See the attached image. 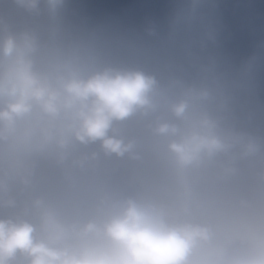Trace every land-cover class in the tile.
<instances>
[{
  "label": "clouds",
  "instance_id": "9594fccd",
  "mask_svg": "<svg viewBox=\"0 0 264 264\" xmlns=\"http://www.w3.org/2000/svg\"><path fill=\"white\" fill-rule=\"evenodd\" d=\"M8 4L28 22L14 28L0 11V209H9L0 215V264H264V197L239 201L243 224L215 250L212 228L191 219L204 204L202 184L245 167L264 182V135L235 112L252 62L207 58L161 76L102 56L95 34L69 17L70 0ZM196 11L187 0L173 26ZM89 144L96 148L73 156ZM52 157L86 178L17 208L11 187H28L36 162ZM101 157L157 161L174 187L158 196L125 170L102 168Z\"/></svg>",
  "mask_w": 264,
  "mask_h": 264
},
{
  "label": "flooded vegetation",
  "instance_id": "af4514ba",
  "mask_svg": "<svg viewBox=\"0 0 264 264\" xmlns=\"http://www.w3.org/2000/svg\"><path fill=\"white\" fill-rule=\"evenodd\" d=\"M85 1L87 0H70L68 15L86 29H92L96 37V46L102 56L114 61L133 62L144 68L146 64H151L153 67L156 65V36L153 38V36L149 34H147V37L146 34L138 33L137 31L143 28L141 26L134 25L125 27L119 24L122 22L120 18H106L108 26L99 27L96 24L103 20L101 18L94 19L90 13L84 10L83 4ZM1 2L2 0H0V7ZM193 2L198 5V8L195 15L187 19L188 23L197 20L203 22L210 19L213 21V27L207 38L200 44L188 46L176 43L177 48L175 50L172 48L173 52H181L201 45L211 36L213 30L219 25L217 13L213 8L214 0H193ZM125 4L139 5L144 8L154 21L153 27H156L157 21L160 24L162 33L169 37L172 47L174 41L170 35H175V30L177 29L172 24V13L176 10L174 2H171L168 6L165 5L166 3L160 4V2L156 0H127ZM256 9L258 14L259 8ZM8 16L12 25L22 24L25 14L19 17L14 12L8 14ZM132 19L134 23L141 20V18ZM256 28L257 24H255V29ZM248 58L251 59L253 57L250 55ZM248 58L246 60H248ZM129 128L132 132L138 131V127L135 124L129 125ZM95 148V144L77 146L73 151V156H78L81 153L87 154ZM109 159L110 158L101 157L100 166L107 169L105 164ZM136 162L140 163V167L138 169L136 168V170L131 167L130 171L131 173L136 172L141 175V178L139 177L138 179V184H142L158 196L171 193L174 187V178L164 177L159 175V173L158 177L156 176V171L159 172L160 170L159 162ZM88 163H90V161L86 160L85 165ZM85 178V174L81 173L78 168L70 167L68 162L60 164L54 157L40 159L36 162L31 177V184L23 189H21L19 185H13L9 194L15 196L19 193L29 200L30 198L40 195L46 196L52 191L65 190L68 187L70 179H75L80 182ZM232 178L233 180H231L230 183L222 182L217 189L210 191L213 193L200 196L204 204L191 217L193 222L207 223L212 228L214 236L216 237V242L212 250H215L219 247L220 243L235 234L243 224L241 210L238 207L239 201L242 198H248L258 204L260 199L264 197V182H261L258 176H249L248 178L236 176ZM243 180H248V183H246L244 187H242L241 183ZM132 182H135V179L132 178ZM222 191L223 194L221 193ZM233 195L234 197L231 199ZM82 202V196H74L71 199L72 210L78 212ZM206 254L207 253H205V255Z\"/></svg>",
  "mask_w": 264,
  "mask_h": 264
},
{
  "label": "water",
  "instance_id": "95a60500",
  "mask_svg": "<svg viewBox=\"0 0 264 264\" xmlns=\"http://www.w3.org/2000/svg\"><path fill=\"white\" fill-rule=\"evenodd\" d=\"M127 0H87L83 4L85 11L91 14L94 19H102L96 25L99 27L108 26L106 18H120L119 23L125 27L134 25L143 27L138 33L156 36V65L146 64L145 68L161 76L170 73H188L193 66L202 59L211 58L223 64L242 63L255 43L254 23L256 21V10L245 0H215L214 9L217 12V19L220 25L214 30L211 37L201 46L183 52L174 53L170 47V40L161 33L160 25L147 14V11L139 5H126ZM255 5L260 6L262 0H252ZM132 18H141L134 23ZM28 22L27 14L23 23ZM22 23V24H23ZM21 24H13L19 27ZM92 31V29H89ZM148 37V36H147ZM108 170L122 169L128 173V181L132 178L138 183L140 174L131 173L130 168L138 169L140 163L128 158H110L106 164ZM136 166V167H135Z\"/></svg>",
  "mask_w": 264,
  "mask_h": 264
},
{
  "label": "rangeland",
  "instance_id": "374dc122",
  "mask_svg": "<svg viewBox=\"0 0 264 264\" xmlns=\"http://www.w3.org/2000/svg\"><path fill=\"white\" fill-rule=\"evenodd\" d=\"M160 4L170 5L171 2H174L175 9L179 8L182 4L187 2V0H156ZM250 1V0H248ZM0 11H4L7 14L16 13L17 16H23L25 13L22 11H14L9 9V4L7 0H2ZM260 12V13H259ZM213 27V21L207 19L203 22L199 20L190 22L186 21L179 28L175 30V35H170L174 43L172 44L173 50L177 48L176 43L188 46H196L200 44L207 36L209 35ZM257 38L256 43L253 47L251 55L253 58L246 60L251 61L253 64V74L250 82L246 86L244 92L238 97L235 112L237 117L244 122V125L250 130L264 135V0L261 7H259L258 18H257V28H256ZM255 168L245 167L244 172L239 175L244 178L249 176L257 177ZM158 173L164 177L174 178L171 175L167 174L160 164L159 172L156 171V176ZM233 178L225 179L214 184L212 187H208L205 184H202L198 189L199 196L203 194L209 195L210 191L217 189V187L222 182L230 183ZM242 187L248 183V180H243ZM223 194V191L221 192ZM17 201V208L23 207L25 204L29 203L32 198L27 200L21 194H16L13 196ZM234 195L231 197V199ZM236 198V197H235ZM232 205V202H231ZM9 209H0V215L7 214ZM16 264H24L22 258H18Z\"/></svg>",
  "mask_w": 264,
  "mask_h": 264
},
{
  "label": "bare ground",
  "instance_id": "6f19581e",
  "mask_svg": "<svg viewBox=\"0 0 264 264\" xmlns=\"http://www.w3.org/2000/svg\"><path fill=\"white\" fill-rule=\"evenodd\" d=\"M7 4H8V0H7Z\"/></svg>",
  "mask_w": 264,
  "mask_h": 264
}]
</instances>
